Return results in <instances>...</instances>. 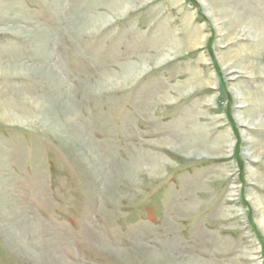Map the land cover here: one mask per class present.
Masks as SVG:
<instances>
[{
    "label": "rangeland",
    "instance_id": "rangeland-1",
    "mask_svg": "<svg viewBox=\"0 0 264 264\" xmlns=\"http://www.w3.org/2000/svg\"><path fill=\"white\" fill-rule=\"evenodd\" d=\"M263 23L264 0H0V115L34 119L0 121V264H264V127L240 125Z\"/></svg>",
    "mask_w": 264,
    "mask_h": 264
},
{
    "label": "bare ground",
    "instance_id": "bare-ground-1",
    "mask_svg": "<svg viewBox=\"0 0 264 264\" xmlns=\"http://www.w3.org/2000/svg\"><path fill=\"white\" fill-rule=\"evenodd\" d=\"M132 9V8H131ZM208 16H210V17H214V15L211 13V14H208ZM240 18V17H239ZM215 19V18H214ZM248 19V18H247ZM240 20H241V18H240ZM244 20V19H243ZM247 21V20H246ZM253 20L251 19V21L249 22V23H251ZM254 22V21H253ZM262 22V21H261ZM110 23V22H109ZM255 23V22H254ZM260 23V22H259ZM264 24V23H263ZM245 25H246V22H245ZM244 25V26H245ZM259 25V24H258ZM241 26H243V25H241ZM247 26V25H246ZM250 26V25H249ZM255 26H256V23H255ZM254 26V27H255ZM257 27V26H256ZM262 27V26H261ZM245 28H247V27H245ZM264 28V27H263ZM41 30H43V29H41ZM258 34L260 35V33H262L263 31H259L258 30ZM257 34V33H256ZM262 35V34H261ZM259 37V36H258ZM264 38V37H263ZM261 41V40H260ZM259 42H257V44H258ZM182 44V43H181ZM258 46V45H257ZM256 46V47H257ZM262 46V45H261ZM259 47V46H258ZM173 48V47H172ZM177 49V48H176ZM175 49V50H176ZM260 49V48H259ZM255 50V49H254ZM258 51V50H257ZM264 51V50H263ZM162 52V51H161ZM179 52V51H178ZM163 53V52H162ZM177 54V53H176ZM259 55H260V50H259ZM262 55V54H261ZM258 56V55H257ZM171 58H170V56H168V57H162V59L158 62V64L157 65H162V64H164V63H166L167 61H169ZM142 60V59H141ZM143 61V60H142ZM141 61V63L143 64V66L144 67H142L141 69H139L141 66H140V64L139 65H131V64H129V65H126L125 67L123 66V68H124V70H123V73L121 74V75H119V76H116L119 80H123V84L125 85V84H128L130 81H132L134 78H138L142 73L144 74L145 72H147L148 71V69H147V67L150 65L147 61H151V59L150 58H144V62H142ZM153 61V60H152ZM248 61V60H247ZM254 61V60H253ZM139 63V62H138ZM27 65V64H26ZM259 65V64H258ZM230 67V66H229ZM260 67V66H259ZM227 69V68H226ZM236 69H237V67H236ZM262 69V68H261ZM229 70V69H228ZM232 71V70H231ZM229 74H232V72L231 73H229ZM229 74H227V75H229ZM142 76V75H141ZM262 76V75H261ZM264 76V75H263ZM58 77V76H57ZM58 79H60V78H58ZM255 81V80H254ZM108 82L109 83H111L112 81H110L109 79H108ZM121 82V81H120ZM189 85H190V83H188ZM192 84H194V83H192ZM188 88H186V90H187ZM192 91V90H191ZM180 92V91H179ZM178 92V93H179ZM182 92V91H181ZM180 92V95H182V93ZM239 93V92H238ZM242 94H243V92H242ZM249 95V94H248ZM170 97H172V95H166L165 97H163V98H161V100L163 101L164 99L165 100H169L170 99ZM174 97H177V96H175L174 95ZM242 97H243V99L244 98H248L247 96H246V93H245V95H238V99H242ZM178 98H179V96H178ZM254 98V97H253ZM252 98V99H253ZM164 100V101H165ZM243 101V100H242ZM163 103V102H162ZM253 104V103H252ZM0 108H1V105H0ZM63 108H64V113L67 115V116H70V115H74V111L70 108V105L68 104V103H65V104H63ZM254 108V107H253ZM253 110V109H252ZM253 111H255V110H253ZM256 112V111H255ZM253 113V112H252ZM15 114V113H14ZM253 114H256V113H253ZM252 114V115H253ZM250 115V114H249ZM252 115H250V116H252ZM242 118V117H241ZM253 118L254 117H252V118H250L248 121H244V119L242 118V121H241V123H240V125L242 126V127H249V128H253V129H258L257 127L258 126H262V127H264V119H262V118H259V120L258 121H253ZM34 120V119H33ZM33 120L32 121H29V120H25V121H23L20 117H18V116H15V115H13V114H8V113H5L4 115H0V121H3V122H5V123H7V124H9V125H18V126H21V127H25L26 128V126H27V128H29V129H31L30 127H29V124L31 123V122H33ZM35 122H38L39 124H44V126L46 125V128L45 129H47V131H49V132H52V133H54L55 135H57L58 137H60V138H65V137H63V135H65V133L66 132H68L69 133V131L71 130V129H74V132H72V134H70L73 138H74V141L75 142H77V143H79V144H84L85 143V141H84V137L82 136V131H81V129L79 128V126H73V125H71L72 127H69L68 126V124H66L65 123V120H64V122H61V121H59L57 118H55V117H53V116H51V112H49V115L47 114H45V115H43V116H39V117H36L35 118ZM199 126V125H198ZM201 126V125H200ZM216 128V127H215ZM168 137V136H167ZM219 138V137H218ZM218 138H217V140H218ZM224 138V137H223ZM226 138V137H225ZM220 139H222L221 137H220ZM189 140V139H188ZM185 141H187V140H185ZM184 141V142H185ZM159 142H161V141H159ZM164 142V141H163ZM167 142V141H166ZM165 142V143H166ZM220 142H222V141H220ZM223 143V142H222ZM221 143V144H222ZM217 144H219V141H218V143ZM221 144H219V146L217 145V148H216V150H218L221 146ZM169 145V144H168ZM190 145L191 144H184V145H182V147H180V146H173V148L176 150H178V152L179 153H182V152H185V151H182V150H184V148H186V147H190ZM195 145V144H194ZM261 145L264 147V142H261ZM159 146V145H158ZM171 146V145H170ZM170 146H168V147H170ZM160 147V146H159ZM165 147H166V145H165ZM170 149V148H169ZM195 148L193 147V146H191V148L189 149V151L190 152H188V153H191V156L192 157H194V156H197L199 153L198 152H196V150H194ZM214 149V148H213ZM201 152V151H200ZM261 153V152H260ZM263 153V152H262ZM259 154V155H253V154H248L247 156L250 158V159H257V160H259L260 158H261V156L263 155V154ZM204 154V153H203ZM207 154H209V152H207ZM184 155H185V153H184ZM200 155V154H199ZM143 157V156H142ZM138 158V157H135L134 159H136L135 161H133V162H131L132 163V165H131V168H129V169H126V170H123V173H126L127 172V176H129V175H132L131 173L132 172H134V168L136 169L138 166H140V168H141V166L143 167V165L142 164H145V169H146V173L148 172V173H150L151 175H155V174H157L158 175V172H159V164L161 163V162H163V158L160 156V155H152L151 157H150V160H147V159H145V158ZM142 170H143V168H142ZM147 173V174H148ZM261 178V177H260ZM260 185H264V181L261 179V182L259 183ZM154 252V254L156 253L157 254V252L156 251H153ZM175 261V260H174ZM188 264V263H187ZM191 264V263H190Z\"/></svg>",
    "mask_w": 264,
    "mask_h": 264
}]
</instances>
